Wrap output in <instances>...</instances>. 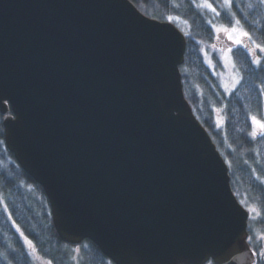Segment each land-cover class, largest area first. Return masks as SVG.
<instances>
[{
    "label": "water",
    "instance_id": "obj_1",
    "mask_svg": "<svg viewBox=\"0 0 264 264\" xmlns=\"http://www.w3.org/2000/svg\"><path fill=\"white\" fill-rule=\"evenodd\" d=\"M186 35L131 0H0L5 144L63 242L114 264H253L249 211L186 98Z\"/></svg>",
    "mask_w": 264,
    "mask_h": 264
},
{
    "label": "trees",
    "instance_id": "obj_2",
    "mask_svg": "<svg viewBox=\"0 0 264 264\" xmlns=\"http://www.w3.org/2000/svg\"><path fill=\"white\" fill-rule=\"evenodd\" d=\"M131 1L153 18L169 21L179 17L187 23L185 62L180 67L186 98L226 159L235 194L245 207L258 209L256 224L264 234V128L255 132L252 119L264 124V58L256 63L251 46H231L240 81L227 94L203 56V45H211L216 39L214 24L230 28L236 20L251 37L247 36L249 44L264 49V3L231 0L225 8L220 0ZM249 233L254 240L251 227ZM26 241L53 264H75L76 247L80 249L78 264H114L90 240L78 246L61 240L43 188L6 147L0 113V264H35ZM251 246L256 253L255 264H264L260 246L253 245L252 240Z\"/></svg>",
    "mask_w": 264,
    "mask_h": 264
},
{
    "label": "rangeland",
    "instance_id": "obj_3",
    "mask_svg": "<svg viewBox=\"0 0 264 264\" xmlns=\"http://www.w3.org/2000/svg\"><path fill=\"white\" fill-rule=\"evenodd\" d=\"M220 5L221 7H227L228 4L226 3V0H220ZM211 10L213 9L210 8ZM142 12V11H141ZM169 21L173 22L176 24L184 33L188 32V25L185 23L182 19L179 17H173L169 19ZM236 27L238 30L235 32H232L231 29L233 27ZM230 28H228L229 32L231 33L232 39H229V34L221 31L220 29L222 27L216 26L214 24V28L216 31V39L213 44L211 45H203V56L205 59V62L211 67L213 73L217 76L219 83L221 85V88L225 93H230L232 92L236 86L238 85L240 81V74L238 70L235 67L233 57H232V49L230 48L233 45H241L246 47L251 46V53L255 59L256 63H259L262 61L264 58V49L259 48L255 45H250L249 40L247 36H243L242 32L244 30L239 26V25H234ZM240 40L241 43L237 44L235 41ZM249 45V46H248ZM212 54H215V59ZM263 119H264V110H263ZM217 120L218 123H222V118L220 116V113L217 115ZM257 123L254 124V130L255 132L260 131L262 122L261 121H256ZM248 210L250 212V224L249 226L251 227V230L254 232V240L253 245L260 246V253L262 257H264V234L260 231L256 224V220L259 216V211L258 209L253 206L249 205ZM27 246L29 248L30 253L33 256L34 263L35 264H53L50 260L41 257L35 249V247L30 244L28 241H26ZM259 245H258V244ZM73 261L75 264L79 263V254H80V249L78 247L73 248ZM206 264H214L212 261H209Z\"/></svg>",
    "mask_w": 264,
    "mask_h": 264
},
{
    "label": "snow or ice",
    "instance_id": "obj_4",
    "mask_svg": "<svg viewBox=\"0 0 264 264\" xmlns=\"http://www.w3.org/2000/svg\"><path fill=\"white\" fill-rule=\"evenodd\" d=\"M226 3L229 4V6H230V4H231V0H226ZM259 3H264V0H259ZM207 6H208L209 8H212V5H211V4H208ZM212 10L215 11L214 8H213ZM170 19H171V18H170ZM239 24H240V21H239V20H236V21H235V25H239ZM220 30H221V31H224V32H226V33H228V34H229V39H232L231 33L229 32L228 28H226V27H222ZM237 30H238V29H237L235 26L231 29L232 32H235V31H237ZM242 35H243V36H249V34H248L247 32H242ZM249 38H251V37L249 36ZM235 42H236L237 44L241 43L240 40H236ZM245 47H246V45H245ZM258 47H259V46H258ZM252 119H253V123H254V124L257 123L256 120H255V117H253ZM261 127L264 128V124H262ZM29 243H31V242L29 241Z\"/></svg>",
    "mask_w": 264,
    "mask_h": 264
},
{
    "label": "bare ground",
    "instance_id": "obj_5",
    "mask_svg": "<svg viewBox=\"0 0 264 264\" xmlns=\"http://www.w3.org/2000/svg\"><path fill=\"white\" fill-rule=\"evenodd\" d=\"M220 151V150H219ZM224 157V156H223ZM225 159V158H224ZM226 160V159H225ZM227 162V161H226ZM65 243V242H64Z\"/></svg>",
    "mask_w": 264,
    "mask_h": 264
}]
</instances>
